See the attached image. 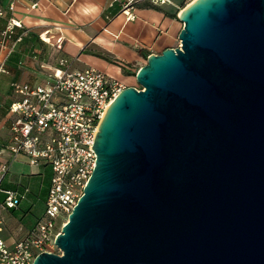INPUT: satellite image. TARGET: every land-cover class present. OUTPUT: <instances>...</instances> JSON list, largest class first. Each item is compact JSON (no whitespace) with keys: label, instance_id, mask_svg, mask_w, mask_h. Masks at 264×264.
Instances as JSON below:
<instances>
[{"label":"water","instance_id":"1","mask_svg":"<svg viewBox=\"0 0 264 264\" xmlns=\"http://www.w3.org/2000/svg\"><path fill=\"white\" fill-rule=\"evenodd\" d=\"M105 109L82 194L31 264H264V0H192Z\"/></svg>","mask_w":264,"mask_h":264},{"label":"crops","instance_id":"2","mask_svg":"<svg viewBox=\"0 0 264 264\" xmlns=\"http://www.w3.org/2000/svg\"><path fill=\"white\" fill-rule=\"evenodd\" d=\"M123 1L0 0V162L9 166L0 188L19 197L17 207L0 209V239L7 245L24 238L41 216L30 213L33 197L43 185L40 169L51 173L49 165H30L24 155L13 157L6 149L13 120L8 108L16 98L11 83L43 85L47 73L62 60L65 69L92 67L125 86H137L132 80L146 57L179 43L182 0H136L131 20L121 12ZM10 18L19 20L21 27H14L1 42V32ZM49 181L50 176L46 191Z\"/></svg>","mask_w":264,"mask_h":264},{"label":"built area","instance_id":"3","mask_svg":"<svg viewBox=\"0 0 264 264\" xmlns=\"http://www.w3.org/2000/svg\"><path fill=\"white\" fill-rule=\"evenodd\" d=\"M135 1L122 2L121 12L127 20L135 16ZM149 1L163 3L167 0ZM12 7L10 4L9 9ZM14 27H21V22L10 18L1 32V42ZM63 65L61 60L59 67L47 73L43 85L11 83L16 98L8 108L13 120L6 149L13 157L24 155L30 165L39 162L49 165L52 174L43 214L32 229L12 245L0 239V264H31L38 253L55 252L54 238L82 194L94 167L96 155L92 144L98 123L109 103L125 87L95 68L68 70ZM8 169L7 163L0 162V183ZM0 192L3 193L0 209L17 207L19 197L14 191L0 188ZM56 219H59L57 228Z\"/></svg>","mask_w":264,"mask_h":264},{"label":"rangeland","instance_id":"4","mask_svg":"<svg viewBox=\"0 0 264 264\" xmlns=\"http://www.w3.org/2000/svg\"><path fill=\"white\" fill-rule=\"evenodd\" d=\"M192 0H182L180 3V8L182 9L183 7H185L188 3H190ZM133 84H137L135 79L133 78L132 80ZM51 174L49 175V173L46 171V169H40V176H41V181H42V187L39 188L38 190H36L35 194H34V201H33V205H32V209H31V215L33 217H38L40 215H42L43 211H44V202H45V198H46V182L47 179L49 178V176L51 177ZM38 177V176H37ZM25 204V202H24ZM55 224H56V228L59 226V219L55 220ZM55 252H58L57 248L55 249Z\"/></svg>","mask_w":264,"mask_h":264},{"label":"trees","instance_id":"5","mask_svg":"<svg viewBox=\"0 0 264 264\" xmlns=\"http://www.w3.org/2000/svg\"><path fill=\"white\" fill-rule=\"evenodd\" d=\"M138 86V85H137Z\"/></svg>","mask_w":264,"mask_h":264}]
</instances>
